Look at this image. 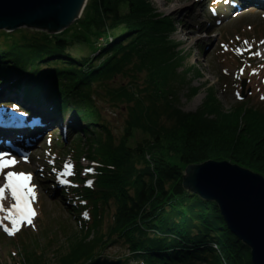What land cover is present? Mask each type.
I'll return each instance as SVG.
<instances>
[{"label":"trees","instance_id":"trees-1","mask_svg":"<svg viewBox=\"0 0 264 264\" xmlns=\"http://www.w3.org/2000/svg\"><path fill=\"white\" fill-rule=\"evenodd\" d=\"M149 7L144 0H88L70 37L65 31L0 33V81L19 78L15 90L53 110L73 106L82 133L90 134V184L74 174L53 196L81 225L56 264H86L113 245L126 250L122 264H251L249 249L228 231L216 204L186 191L183 175L188 167L229 162L264 178V112L241 100L223 113L212 92L195 113L181 111V77L168 39L174 28L165 17L151 18ZM103 36L112 42L98 43ZM75 45L91 54L74 58L68 51ZM51 60L49 71L41 68ZM117 78L126 83L113 87ZM98 99L128 112L117 141L103 125ZM90 125L98 129L91 132ZM136 131L147 138L130 146ZM110 206L104 233L100 218Z\"/></svg>","mask_w":264,"mask_h":264},{"label":"rangeland","instance_id":"rangeland-1","mask_svg":"<svg viewBox=\"0 0 264 264\" xmlns=\"http://www.w3.org/2000/svg\"><path fill=\"white\" fill-rule=\"evenodd\" d=\"M144 1L147 7L150 6L149 8L152 12L149 16L151 18L158 14L168 19L173 25L174 31L168 39L171 41L169 47H172L173 52L176 54V73L181 77L178 92V107L181 111L190 114L195 113L202 106V103L210 92L214 93V97L223 113L231 111L241 101L239 100L241 97L240 83L244 79L246 80L243 93L245 97L242 101H247L249 106L261 109L259 111L264 112V99H262L264 97V62H260L262 58H260L259 54L260 44L264 45L262 43L264 42V9L262 10L261 7L256 5H250L233 10L231 8L233 1L228 0L230 6L225 3L223 7L220 5L219 11L223 15H219L218 19L214 20L211 16L212 12L209 13L207 9L212 4L210 2L207 5L210 0ZM242 8L245 11H242ZM232 15L235 18H232ZM75 22L61 33L65 31V35L72 36V31L74 30L73 24ZM201 22H208L209 24L208 26H201ZM22 30L24 34L26 32H38L27 28L17 31ZM2 34L13 33L2 32ZM75 35L78 36L79 33H75ZM106 40L110 43L112 42L110 36H103L101 39H98V43H103ZM2 41L3 37L0 35V46L2 45ZM245 41L248 44H245ZM68 53L76 59L91 54L90 49L82 45H75ZM52 61L44 63L41 68L45 67V70L49 71L46 68ZM17 81H19V78L8 80L7 82L0 81V90H6L4 98L0 99V101L6 103L12 99L20 100L21 98V103L28 106L33 105L39 111L43 110L40 113H47L49 115L48 113L51 111L50 113L55 117V121L59 120L60 125L47 122L44 126L45 128L40 131L39 140L35 143V146L29 147L26 150L27 155L25 157L28 158L29 163L5 169L4 173H0V185L4 183L3 176L7 171H15L30 173V184L35 186V199L30 201V206L35 214L30 217L29 222L24 223L22 221L12 235H7L0 229V264H14L15 261L18 262L17 264H27L30 259L36 258H42V262L44 263L45 261L46 264H56L59 256L65 253L67 249L66 240L73 235L72 233H78L81 225L75 223L76 218L74 219V213L63 209L64 205L61 201L52 199L54 197L57 199L56 196L53 197V192L55 191L53 183L55 180L51 174L49 176L43 172L47 168V164H45L46 157L50 151L57 158L54 160L53 165L59 163L61 166L63 165L62 169L68 171L70 169L67 163V159L70 160L69 156H72L70 161L73 162L71 166L73 170V166L76 168L75 159L73 160V158H78L77 166L81 167L85 164V162L81 163L82 159L89 162L90 160H88L87 156L92 152L88 149L90 147H88L87 143L84 142L86 139L81 138L82 134L80 132L76 131L66 134L62 130V126L64 127L67 121H72L73 124L77 123L75 124V128L78 130L79 124L82 126V123H78L77 118L73 115V113L75 114V111L72 109L73 106L60 112L57 107H54L55 110H53L45 101L40 102V104L31 102L26 99L23 91L15 90L14 84ZM122 82L125 84L126 80L117 78L112 85L117 88L118 84ZM192 89H196L197 91L194 95L190 96V90ZM96 103V109L98 108L99 110L103 125L110 131L115 141L119 140L123 135L128 118L125 106H109L105 99H98ZM35 107H32V109ZM49 131H54V133L45 136ZM67 136L68 139L66 138ZM73 138L75 144L69 141ZM145 138H147L146 135L140 131H136L130 139L129 145L136 146L138 143H142ZM41 140V146H36L37 143H41ZM61 150L68 152L61 154ZM75 151L78 152V155ZM40 171L42 173L38 177L42 181L39 184L41 187L48 188L47 192L45 190L41 191L34 180V175L40 173ZM73 172L80 179L81 174ZM50 173H52V170H50ZM48 177H50L53 183L50 184L47 182L48 180L45 181ZM50 185L51 188H49ZM40 191L41 193H39ZM0 199L1 217L4 210L3 205L10 207L15 201L12 199L9 191H6ZM88 213L90 218V211ZM112 213L113 206H110L102 213L100 218L101 232H106ZM88 223L82 225L85 226ZM0 225L11 227L8 221H0ZM123 256H126V250L120 245H113L108 246L101 252L100 256L97 255L95 258L100 257L117 262L122 261ZM129 264L137 263L131 260Z\"/></svg>","mask_w":264,"mask_h":264},{"label":"water","instance_id":"water-1","mask_svg":"<svg viewBox=\"0 0 264 264\" xmlns=\"http://www.w3.org/2000/svg\"><path fill=\"white\" fill-rule=\"evenodd\" d=\"M85 4L86 0H0V31L27 28L57 35L79 19ZM244 87L242 83V92ZM183 188L215 203L228 231L249 249L251 264H264L263 177L229 162H206L185 170ZM86 264L122 261L98 257Z\"/></svg>","mask_w":264,"mask_h":264},{"label":"snow or ice","instance_id":"snow-or-ice-1","mask_svg":"<svg viewBox=\"0 0 264 264\" xmlns=\"http://www.w3.org/2000/svg\"><path fill=\"white\" fill-rule=\"evenodd\" d=\"M244 43L248 44L247 41ZM262 99H264V97H262ZM23 159L27 162L28 158L23 157ZM16 163L17 159L11 152L0 151V173H4L5 169L13 168ZM3 179L4 183L0 185V195H2L5 190L9 191L15 203L7 209L4 216L11 227L0 226V229H2L5 234L12 235L22 221L24 223L29 222L30 217L35 214L30 206V201L35 199V186L30 184V173L7 171Z\"/></svg>","mask_w":264,"mask_h":264},{"label":"bare ground","instance_id":"bare-ground-1","mask_svg":"<svg viewBox=\"0 0 264 264\" xmlns=\"http://www.w3.org/2000/svg\"><path fill=\"white\" fill-rule=\"evenodd\" d=\"M233 2H234V7L233 8H235L237 6L242 7L244 4H247V3H249L250 5H258L260 7L261 6L264 7L263 6L264 5V0H234ZM81 15H80V17H81ZM80 17H79V19H80ZM204 25L205 26H208V22H201V26H204ZM16 32H18V31H16ZM259 54H260V58H262V61H260V62H264V45L263 44H260ZM197 72H200V71H197ZM5 92H6V90H4V89L3 90H0V99L4 98ZM20 101H21V98H20ZM36 108L37 107H35L34 109H27V110H25V112L26 113H30V114H32L33 116L36 117L35 118V121H37V124L40 126L39 129H37V130L28 129L25 133H20V131H17V130H15V131H7V130H1L0 129V136H1L0 137V141H2L3 139H9V140H11L13 142V145L11 144L12 147H8L10 149H5L6 147L3 146L2 143H0V150H2V151H9V152H11L13 154V156L17 159V163L15 164V166L20 165L23 162V159L22 158H18L17 157L18 154L21 152V150H25V149H21L20 146H19L22 143V141H23V140H20L19 141L20 137H23V136L24 137L25 136H31V135H33V134L41 131L44 128V126H45V124L47 122H49L50 124H52L53 122H55V117L52 116V113L49 112L48 113L49 115H47V113H45V114L44 113H40V111H43V110H40L39 111V109H36ZM39 116H43L46 120L44 119L42 121V119L39 118ZM75 124H77V123H75ZM75 124H73L72 121H67L66 124H64V127H62V130H64L66 133H70V132L71 133H74L76 131L81 132V134H82V137L81 138L82 139H86V140H84V142L88 144V141L90 139L89 138L90 137V134H83L80 127H79V130L75 128ZM97 128L98 127L97 126H94V125H90L89 126V129H90L91 132H94ZM74 136H76V135H74ZM67 139H68V137H67ZM69 141L73 142L74 141V138L72 140L70 139ZM86 161L87 160L84 161L82 159L81 163L82 162H85V164L82 165L80 167V169L83 166H86L85 168H89L91 170L94 169L93 164L91 162H88V161L86 162ZM88 173L90 174L91 172H88ZM80 174H81V178H80L81 184L82 185H85V186L89 185L90 182H89V179L87 178L86 173L81 172ZM74 202L80 208H82V204H81V202L79 200H74ZM80 216L81 217H84L85 219H88V215L85 212H81L80 213Z\"/></svg>","mask_w":264,"mask_h":264}]
</instances>
